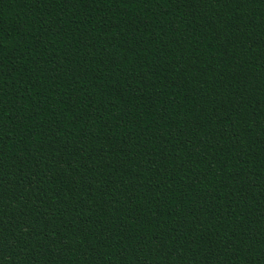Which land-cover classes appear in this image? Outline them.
Listing matches in <instances>:
<instances>
[{"label": "trees", "instance_id": "1", "mask_svg": "<svg viewBox=\"0 0 264 264\" xmlns=\"http://www.w3.org/2000/svg\"><path fill=\"white\" fill-rule=\"evenodd\" d=\"M0 264H264V0H0Z\"/></svg>", "mask_w": 264, "mask_h": 264}]
</instances>
